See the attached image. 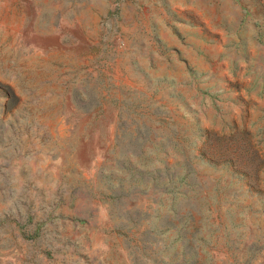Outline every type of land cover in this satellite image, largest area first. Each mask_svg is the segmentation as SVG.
<instances>
[{"label": "rangeland", "instance_id": "1", "mask_svg": "<svg viewBox=\"0 0 264 264\" xmlns=\"http://www.w3.org/2000/svg\"><path fill=\"white\" fill-rule=\"evenodd\" d=\"M0 264H264V0H0Z\"/></svg>", "mask_w": 264, "mask_h": 264}, {"label": "trees", "instance_id": "2", "mask_svg": "<svg viewBox=\"0 0 264 264\" xmlns=\"http://www.w3.org/2000/svg\"><path fill=\"white\" fill-rule=\"evenodd\" d=\"M171 183H173V182H171ZM170 224V223H169Z\"/></svg>", "mask_w": 264, "mask_h": 264}]
</instances>
